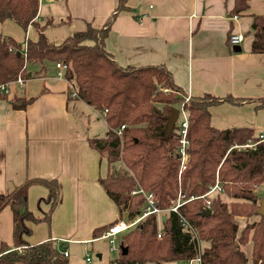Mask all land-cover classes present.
<instances>
[{
    "label": "trees",
    "instance_id": "obj_1",
    "mask_svg": "<svg viewBox=\"0 0 264 264\" xmlns=\"http://www.w3.org/2000/svg\"><path fill=\"white\" fill-rule=\"evenodd\" d=\"M127 0H118L112 13L125 8ZM248 0H234L232 14L247 8ZM39 0H0V21L11 19L24 30L33 25L37 39H27L25 46L9 36L0 35V84L22 77L29 78L49 70L51 64L63 61V76L71 81L75 97L103 112L108 132L103 137L89 138V145L106 157L108 169L99 176L106 195L114 202L118 219L93 230L98 237L116 222L132 220L145 204L142 189L151 192L160 215L149 214L136 226L120 235L119 243L126 254L108 264H178L197 254L184 220L190 223L203 245L201 264H264V213L257 212L260 198L255 189L264 183V140L254 136L251 128H216L210 124L209 106L219 98L209 94L189 97L176 86L170 73L158 66H120L104 49L110 19L100 28L87 26L73 32L60 43H50L44 29L57 25L52 18L37 19ZM255 29L252 52H264V16H253ZM30 75V76H29ZM169 90L168 92L162 91ZM43 91V90H41ZM70 97V93L68 94ZM6 94L0 93V98ZM33 96H14V108H23ZM223 99H231L226 96ZM184 106L188 128L186 166L179 171L178 122L166 133V116L173 107ZM124 125L120 134L118 128ZM252 143L247 148L237 145ZM218 181L222 193L201 197ZM32 183L47 187L49 209L42 218L32 215L27 207V191ZM186 200L177 212L169 210L178 193ZM59 198L56 179H26L6 194H0V211L8 205L12 211L13 245L0 244V264H65L63 253L52 241L29 244L23 235L31 230L26 221L50 222ZM210 213L203 215L207 200ZM256 216L252 223L240 226L239 217ZM161 230L160 238L157 237ZM252 230V232H250ZM251 243L248 256L245 247ZM21 248V250L18 249Z\"/></svg>",
    "mask_w": 264,
    "mask_h": 264
},
{
    "label": "crops",
    "instance_id": "obj_2",
    "mask_svg": "<svg viewBox=\"0 0 264 264\" xmlns=\"http://www.w3.org/2000/svg\"><path fill=\"white\" fill-rule=\"evenodd\" d=\"M117 4L39 0L37 19L62 20L44 29L48 42L60 43L73 32L100 28L111 18L103 46L120 66L163 67L185 99L205 94L219 98L208 109L213 127H248L256 137L264 132V52L251 51L253 16H264V0H248L238 14L231 13L234 0H127L112 17ZM232 34L241 35L238 44L230 43ZM0 35L22 46L38 36L33 25L24 30L11 19L0 21ZM37 69L31 66V76L22 85L12 84L10 93L0 98V194L26 179H56L59 198L50 222L26 221L31 232L23 239L31 245L52 241L59 252L67 253L65 264H108L110 240L104 232L94 237L93 230L117 220L118 211L98 181L107 172L106 157L88 142L107 134L103 112L72 96V82L56 66L36 75ZM14 96L34 98L14 108ZM226 96L232 100L223 99ZM47 194L40 183L28 187L27 207L33 216L42 218L49 209ZM2 242L13 245L8 205L0 211ZM94 245L98 261L92 262L82 253Z\"/></svg>",
    "mask_w": 264,
    "mask_h": 264
},
{
    "label": "built area",
    "instance_id": "obj_3",
    "mask_svg": "<svg viewBox=\"0 0 264 264\" xmlns=\"http://www.w3.org/2000/svg\"><path fill=\"white\" fill-rule=\"evenodd\" d=\"M241 38L242 37L240 34H232L229 37V41L231 44H238L241 41ZM55 66L62 72H64V70L67 68V64L63 61L56 62ZM23 81H24L23 78L19 76L15 80H12V81H9L6 83H1L0 84V93L8 95L11 91V85L12 84L17 83L19 85H22ZM71 95L72 96L76 95V91H75L73 86H72ZM187 99L188 98H186L185 100H187ZM177 122L179 124V126H178L179 135H178L177 156L179 158V171H181L186 166V160L188 157L187 148L189 145V140L187 138L188 118H187L186 109L184 108L183 104L180 105V107L178 108ZM123 128H124V125H121L120 128H118L117 133L120 134V132ZM258 138L260 140H264V132L260 133L258 135ZM251 145H252L251 143L245 144V146H247V147L251 146ZM221 190H222V188L220 187V185L216 181L205 194L201 195V197L209 196L212 192L216 193V192H220ZM136 192L143 193V195L145 197V204H144V207L142 209L141 214L132 220L118 221L114 225L110 226L108 228V230L104 231V236L108 237L110 240V249L111 250H119V247L116 244L117 234H119L121 232L123 233L126 229L136 226L142 219H144L145 216H147L149 214L160 215V213L162 212V210L156 206V203L154 201V198H153V195L151 192H145L142 189H139ZM182 197H183V194H181L179 192L178 197L176 198L175 201L172 202L171 206L169 207V210L177 212L180 205H182L184 202L194 198L193 195L190 196L186 200L182 199ZM209 208H210V200L208 199L206 201L204 210L209 209ZM184 224H185L186 228H188L187 230L190 232L192 239H196L197 254L195 257L187 259V260H183V261L179 262L178 264H201L200 254H201V251L203 248L201 246L202 244L199 241L198 236H197L196 231L194 230L193 226L185 220H184ZM160 236H161V230L159 229L158 233H157V237L160 238ZM64 255L66 256L67 253L64 252ZM87 260H89V258H87Z\"/></svg>",
    "mask_w": 264,
    "mask_h": 264
},
{
    "label": "rangeland",
    "instance_id": "obj_4",
    "mask_svg": "<svg viewBox=\"0 0 264 264\" xmlns=\"http://www.w3.org/2000/svg\"><path fill=\"white\" fill-rule=\"evenodd\" d=\"M51 67L53 66L54 67V64H51L50 65ZM162 91H164V92H168L169 90H166V89H163ZM246 144H249V143H246ZM252 144V143H251ZM253 145V144H252ZM251 145V146H252ZM245 144H243V145H237L236 147L237 148H247V146H245ZM248 147H250V146H248ZM105 155V154H104ZM218 182V181H217ZM219 184V183H218ZM221 187V186H220ZM223 191L221 190L220 192H218L220 195H221V199L222 200H224V201H226V202H229V198L225 195V194H223L222 193ZM255 192L257 193V195L261 198L263 195H264V183L263 184H261L258 188H256L255 189ZM211 194H214L213 192L211 193ZM211 194L209 195V196H211ZM177 197H178V195H177ZM260 198L258 199V202H257V204L259 205V200H260ZM182 199H183V197H182ZM176 200V199H175ZM174 200V201H175ZM161 214V213H160ZM137 216H139V215H137ZM137 216H135V218L137 217ZM145 218V217H144ZM255 218H257L256 216H253V217H247V218H245V217H239L237 220H238V222H239V224H240V226H243L246 222H248V223H252V221L255 219ZM143 220V219H142ZM141 220V221H142ZM140 221V222H141ZM139 222V223H140ZM129 229H131V228H128V229H126V230H129ZM125 230V231H126ZM124 231V232H125ZM250 232H252V230L250 231ZM121 235V234H120ZM120 235L118 236V239H117V243H119V238H120ZM99 244H105L106 245V248H109V245H108V242L107 241H104V240H100L99 242H98ZM201 246L203 247V245H205L206 243H204V242H201ZM77 247V246H76ZM76 247H71L70 248V250L72 251V250H74ZM82 247L81 246H79V251H80V249H81ZM88 251V252H87ZM108 254H109V256H110V258L112 259V258H115L117 255H118V250H109L108 249ZM245 252H246V254L248 255V256H250V254H251V243L250 242H248V244L246 245V247H245ZM82 253V252H81ZM96 253H97V248H96V245H94L92 248L91 247H89V249L88 250H86V251H84V253H82V255H86V256H89L90 258H91V261L93 262V261H98V257L96 256ZM250 264H251V262H250Z\"/></svg>",
    "mask_w": 264,
    "mask_h": 264
},
{
    "label": "water",
    "instance_id": "obj_5",
    "mask_svg": "<svg viewBox=\"0 0 264 264\" xmlns=\"http://www.w3.org/2000/svg\"><path fill=\"white\" fill-rule=\"evenodd\" d=\"M177 117H178V108L173 107L171 109V112L166 116V118H167L166 133L167 134L173 129V126L177 120ZM257 212L259 214L264 213V195L259 200V208H258ZM209 213H210V209H206L202 212L203 215H207ZM119 249L121 251V254H123V255L126 254L127 248L125 246H123L121 243L119 244Z\"/></svg>",
    "mask_w": 264,
    "mask_h": 264
}]
</instances>
